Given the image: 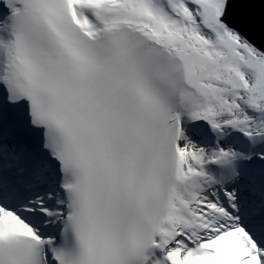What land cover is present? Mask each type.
Wrapping results in <instances>:
<instances>
[{"label":"snow or ice","instance_id":"1","mask_svg":"<svg viewBox=\"0 0 264 264\" xmlns=\"http://www.w3.org/2000/svg\"><path fill=\"white\" fill-rule=\"evenodd\" d=\"M0 264H264V0H0Z\"/></svg>","mask_w":264,"mask_h":264}]
</instances>
